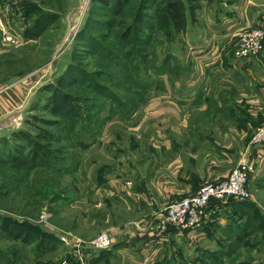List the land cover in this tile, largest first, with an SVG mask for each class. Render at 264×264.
<instances>
[{
  "label": "rangeland",
  "instance_id": "1",
  "mask_svg": "<svg viewBox=\"0 0 264 264\" xmlns=\"http://www.w3.org/2000/svg\"><path fill=\"white\" fill-rule=\"evenodd\" d=\"M92 1L0 0V21L14 38L13 43L2 44L0 33V98L9 92L14 99L11 102L4 99L3 104L0 103V139L16 129L28 130L35 136L39 129L50 132L49 137L40 140L47 147V157L39 155L33 164L31 157L24 153V165L20 167L9 161L0 163V224L11 218L25 226L44 230V234L54 239L60 232L69 231L90 240L109 230L111 224H123L133 217L129 216L132 210L126 211L120 202L112 199L104 203L100 194L105 190H97L95 185L108 176L128 178L123 164L151 158L143 140L140 148L128 147L125 143L128 134L123 132L128 123L123 124L133 112V119L141 120L148 110L139 109L150 102L153 104L152 100L166 91L170 94L168 83L170 76L176 73H172L170 58L174 41L182 32L165 37L156 28L153 9H147L145 16L137 19L128 39L121 37L126 26L122 27L118 19L110 30H93L92 35L104 50L85 55L78 61L72 56L81 54L82 47L77 39ZM161 1L158 0V4ZM221 2L195 0L193 5L201 11L206 4V10L210 11L218 10ZM41 14L45 17L42 16L39 34L28 36L27 31ZM252 26L264 30V24ZM71 63L88 72L91 82L97 86L94 91L85 85L69 89L80 99L86 119L56 117L44 108L50 93L41 89L53 83ZM39 118L54 120L57 124L45 125L37 121ZM262 125L264 123L259 127ZM129 127H133L131 122ZM9 147L13 150L11 144L5 150ZM260 210L264 222V212ZM234 243L237 245L232 248L233 255L226 264H264V229L247 233ZM178 251H168L158 264L194 262L185 252ZM253 251L256 252L252 256ZM0 256V264L78 262L73 250L60 242H56V248L45 251L38 241L26 243L13 239L1 229ZM91 260L86 263L90 264Z\"/></svg>",
  "mask_w": 264,
  "mask_h": 264
},
{
  "label": "crops",
  "instance_id": "2",
  "mask_svg": "<svg viewBox=\"0 0 264 264\" xmlns=\"http://www.w3.org/2000/svg\"><path fill=\"white\" fill-rule=\"evenodd\" d=\"M232 1L222 0L218 10L207 11L204 4L196 11L195 21L174 41L170 66L176 73L170 76V94L166 91L139 109L148 110L141 120L133 119L135 112L124 120L128 147L140 148L143 140L152 156L123 164L128 178L108 176L95 185L105 190L100 194L104 203L120 202L133 217L111 224L113 247L88 255L90 264H158L172 249L196 262L202 252L230 250L231 256L221 258L226 264L246 218L244 206H210L203 227L175 230L159 240L148 224L172 201L194 194L207 181L227 177L244 157L256 161L249 190L258 214L264 212V147L249 141L264 123V52L259 58L233 55L237 34L264 24V0ZM1 97L2 104L14 100L9 92Z\"/></svg>",
  "mask_w": 264,
  "mask_h": 264
},
{
  "label": "trees",
  "instance_id": "3",
  "mask_svg": "<svg viewBox=\"0 0 264 264\" xmlns=\"http://www.w3.org/2000/svg\"><path fill=\"white\" fill-rule=\"evenodd\" d=\"M194 1L195 0H162L158 4V0H93L88 10L84 26L77 39L78 45L82 47L81 54H73L72 57L81 61L85 55L98 52L101 53L104 47L101 42L92 35V31L95 29L98 30V32L110 30L115 26L117 19L120 21L119 23L122 27L126 26V30H124L121 37L123 39H128L133 32L137 19L139 18L141 20V18L145 16L144 13H146L147 9H153L156 28L158 31L162 32L165 37L172 36L174 32H183L190 22L195 21L196 11L199 7L193 5ZM207 1L209 2L211 0ZM229 2L232 1L229 0ZM42 16L43 18L45 17V15L41 14V17L27 31L28 36L32 34L36 37V35L39 34V28L42 27ZM126 21H131V23L129 24ZM103 37L105 36H102V38ZM79 85H85L91 91H94L97 87L94 82H91V77L88 72L79 65L71 63L53 83H48L41 89L43 92L46 91L50 93V95L46 97L44 108L56 117L76 120L81 118L86 119L87 115L83 112V105L80 99L69 92V89ZM37 121L45 125L57 124L54 120L39 118ZM39 131V134L36 136L28 130L22 129L11 130L9 134H5L0 139V163L9 161L14 164L15 167H20L24 165V153L31 157L30 162L33 164L39 155L47 157V155H49L47 147L41 144L40 140L43 137H49L50 132L44 129H39ZM9 144L12 145L13 150L9 147L6 151L5 149ZM3 147L5 151L1 150ZM227 203L244 206L247 213L245 220L240 226V231L236 239L242 238L247 233L258 232L264 229L262 216L260 213L258 214L259 209L250 200L242 202L230 200ZM257 218L259 221L255 222ZM0 229L4 231L8 237L26 243H32L36 240L38 241L39 247L45 251L46 249L56 248V242H60L55 235L54 237L56 239H54L52 235L49 236L48 234H44V230H41L43 231L41 232L35 226H25L22 222H17L11 218L4 219L3 223L0 224ZM228 251L229 252L223 254L231 256L232 252L230 250ZM223 254L219 252L213 254L212 252L206 251L201 253V258L198 262L195 260L193 263L182 262L181 264H223L221 260V258L224 257ZM91 259L93 260V258ZM75 263L80 264L76 261Z\"/></svg>",
  "mask_w": 264,
  "mask_h": 264
},
{
  "label": "built area",
  "instance_id": "4",
  "mask_svg": "<svg viewBox=\"0 0 264 264\" xmlns=\"http://www.w3.org/2000/svg\"><path fill=\"white\" fill-rule=\"evenodd\" d=\"M2 44L14 42L12 35L7 33L0 21ZM264 52V30L250 27L237 35L233 55L236 58H259ZM251 145L264 147V125L256 129L251 137ZM256 161L244 157L242 162L225 177L208 181L197 191L180 200L169 203L161 212V217L148 224L152 237L163 239L174 230L194 231L208 222L210 206L234 200L237 202L250 200L249 182L255 171ZM145 224L142 221L136 226ZM58 240L73 250L80 264H86L87 256H94L113 247V239L109 230L100 232L90 240H84L69 231L60 232Z\"/></svg>",
  "mask_w": 264,
  "mask_h": 264
}]
</instances>
